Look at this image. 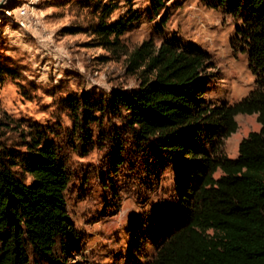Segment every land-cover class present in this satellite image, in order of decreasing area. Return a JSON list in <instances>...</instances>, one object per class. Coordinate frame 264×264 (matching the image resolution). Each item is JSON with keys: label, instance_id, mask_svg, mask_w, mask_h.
<instances>
[{"label": "rangeland", "instance_id": "obj_1", "mask_svg": "<svg viewBox=\"0 0 264 264\" xmlns=\"http://www.w3.org/2000/svg\"><path fill=\"white\" fill-rule=\"evenodd\" d=\"M104 4L114 7L109 14ZM120 17L131 22L116 46L107 47L92 26ZM240 24L204 0H163L157 11L152 0H0V66L12 71L0 83V119L13 122L10 129L0 127V146L18 155L34 122L57 147L69 179L65 210L77 233L58 263L145 264L182 215L174 170L155 139L136 143L120 118L94 111L95 119L85 124L92 142L85 143L74 130L67 98L98 100L136 89L138 71L128 68L129 53L149 38L156 44L178 38L209 55L205 100L236 101L255 82L247 53L233 39ZM235 118L238 129L224 144L229 157L237 155L242 137L259 129L255 114ZM118 151L122 164L114 167ZM13 170L32 180L20 164ZM30 264L45 263L31 253Z\"/></svg>", "mask_w": 264, "mask_h": 264}, {"label": "trees", "instance_id": "obj_2", "mask_svg": "<svg viewBox=\"0 0 264 264\" xmlns=\"http://www.w3.org/2000/svg\"><path fill=\"white\" fill-rule=\"evenodd\" d=\"M204 1L241 19L233 39L255 75L246 96L207 102L208 53L178 38L159 44L149 38L128 56V68L138 71L136 89L98 100L83 94L81 101L69 97L66 104L85 143L92 142L85 124L95 119L93 112H110L132 130L136 143L154 138L174 170L182 215L145 264H264V0ZM162 5L163 0H152L154 11ZM113 8L102 6L108 14ZM130 22L101 20L92 29L105 46L114 47ZM11 74L0 66V83ZM237 114H255L259 129L242 137L237 155L229 157L224 144L238 129ZM12 125L7 117L0 119V127ZM36 125L28 124L26 149L18 155L0 146V264H30L31 253L45 264H60L59 257L77 241L65 210L64 162L46 140L47 131ZM119 156L120 151L113 156L114 167L122 164ZM14 164L32 180L17 176Z\"/></svg>", "mask_w": 264, "mask_h": 264}]
</instances>
